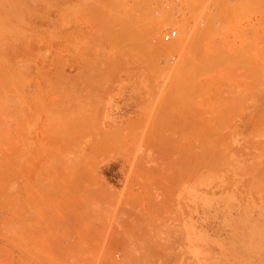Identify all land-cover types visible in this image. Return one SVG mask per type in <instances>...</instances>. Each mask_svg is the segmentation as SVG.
I'll return each instance as SVG.
<instances>
[{"label": "rangeland", "instance_id": "rangeland-1", "mask_svg": "<svg viewBox=\"0 0 264 264\" xmlns=\"http://www.w3.org/2000/svg\"><path fill=\"white\" fill-rule=\"evenodd\" d=\"M0 264H264V0H0Z\"/></svg>", "mask_w": 264, "mask_h": 264}]
</instances>
